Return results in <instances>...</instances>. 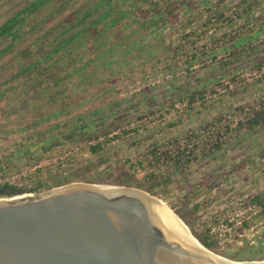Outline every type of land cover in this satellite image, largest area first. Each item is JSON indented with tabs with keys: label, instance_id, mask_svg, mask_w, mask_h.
Here are the masks:
<instances>
[{
	"label": "rangeland",
	"instance_id": "obj_1",
	"mask_svg": "<svg viewBox=\"0 0 264 264\" xmlns=\"http://www.w3.org/2000/svg\"><path fill=\"white\" fill-rule=\"evenodd\" d=\"M182 1L144 0L139 3V10L144 13L139 14L140 18L159 14L162 19L159 27L139 31L147 48L137 55L129 53V62L123 66L129 70L123 72V77L104 76L106 80H100L99 84L71 87L69 93L73 99L70 103L76 104L77 98L85 97L87 104L72 108L69 115L88 108L106 107V102L110 101L117 102L115 111L132 113L115 132L120 138L106 143L98 154L88 151V141L72 142L58 154L44 156L38 162L25 160L24 156L20 160L18 154H13L10 161L14 170L10 171L5 160L16 151L13 140L28 135L15 131L18 123L12 119L16 117L22 123H30L34 108L31 105L29 110L18 108L16 114L5 119L6 112L11 113L14 109L11 107L19 104L10 97L11 103L6 108L0 107L1 122H12L11 128L3 127L0 133V170L5 172L4 175L0 172V185L9 183L16 188L31 189L40 180L47 185L42 187L43 193L59 188L52 187L51 177L57 173L66 174L68 169L83 170L82 167L90 165L91 170L86 175L94 177L108 166L113 167L117 159H135L152 144L186 143L191 137L201 135L197 141L190 140L194 145L203 146L205 134L214 132L211 143L221 145L220 150L212 151L191 167L189 176L171 187L169 200L174 207H179L182 197L191 192L188 200L191 205H197L193 228L196 232L208 231L209 235H212L211 228H216L227 216H234L244 210L242 207L254 204L249 200L264 193V130L247 134L237 130L236 122L243 120L249 105L256 110L264 109V63L258 61H264V5L261 9L257 5L251 11L242 12L235 6V0H222L220 9L218 0H209L211 6L217 5L216 9L206 8L203 0ZM24 2L26 0H0V21ZM241 49L247 59H232L224 64L230 53L241 52ZM98 75L103 77L102 72ZM102 87L110 90L97 98ZM178 89L199 92L202 96H195L190 105L186 102L171 105L168 91L173 93ZM41 102L44 104L45 100ZM240 107L244 112L238 110ZM218 119L222 120L220 127L216 123ZM225 125L231 129L229 134L223 130ZM122 131L130 132L122 135ZM91 185L107 184L98 181ZM209 185H212L210 189ZM196 190L200 191L194 195ZM26 191L13 197L37 196ZM252 220L247 221L249 225L243 231H234L228 240L215 237L220 244L232 245L237 252L250 257L258 254L264 251V216L255 222Z\"/></svg>",
	"mask_w": 264,
	"mask_h": 264
},
{
	"label": "trees",
	"instance_id": "obj_2",
	"mask_svg": "<svg viewBox=\"0 0 264 264\" xmlns=\"http://www.w3.org/2000/svg\"><path fill=\"white\" fill-rule=\"evenodd\" d=\"M143 1L26 0L16 11L5 15L0 21V107L6 108L11 103L10 97H14L19 104L11 107L14 108L11 113L6 112L5 119L16 114L18 108L29 110L30 105L34 108L30 123H22L16 117L12 119L18 123L15 131L28 135L13 140L16 151L5 160L8 170H14L10 161L13 154H18L20 160L24 156L25 160L38 162L44 156L58 154L72 142L88 141V151L95 155L103 150L106 143L120 138L115 132L130 119L131 112L115 111L117 102L110 101L106 102V107L88 108L69 115L74 110L72 108L87 104L86 98L82 97L77 98L78 103L72 105L70 101L73 97L69 92L73 85L90 87L109 77H123V72L129 70L128 67H123L129 62V53L137 55L147 48L148 44L144 45L141 40L144 36H139V31L146 32L159 27L162 19L159 14L140 18L144 13H141L138 4ZM165 12H169V8ZM147 55L149 56V52ZM244 57L247 55L243 49L241 52H232L224 64ZM258 61L260 64L264 63L262 59ZM97 64L100 65L97 67ZM99 72L103 73V77H99ZM108 90V87L100 88L101 95H97V98L104 96ZM168 92L171 105L175 102L190 105L195 96H202L199 92L186 89ZM41 99L45 100L44 104L40 103ZM238 110L244 112L242 107ZM221 121H216L219 127ZM11 123L0 120V133L3 132V127L11 128ZM236 127L238 131L247 134L264 130V109L256 110L249 105L243 120L236 122ZM224 128L225 133L231 132L228 125ZM129 132L122 131L121 134L127 135ZM213 134L214 132L205 134L203 146L198 143L194 145L190 140L197 141L202 138L201 135H198L200 138L191 137L186 143L173 141L152 144L135 159H117L113 167L108 166L94 177L86 175L91 170L90 165L82 167L84 171L68 169L66 174L53 175L51 184L56 188L100 181L107 185L146 192L165 202L192 236L212 253L232 261H264V251L250 257L235 251L232 245L223 246L208 231L196 232L193 228V216L197 212V205H191L188 200L191 192L182 197L179 207H174L169 200L171 187L189 176L191 167L200 163L212 151L220 150L221 145L211 143ZM99 138L102 140L99 141ZM90 141L95 142L91 144ZM236 168L238 167L234 166ZM0 172L5 174L4 171ZM99 176L102 178L96 180ZM37 178L40 176L37 175ZM43 186L46 188L47 185L40 183V180L31 189L3 183L0 185V197L17 196L26 190L38 195L42 193ZM211 187L212 185L207 186L208 189ZM199 191L196 190L193 194L196 195ZM249 202L262 205L264 193L254 195ZM263 216L264 210L252 221ZM248 225L245 222L243 229Z\"/></svg>",
	"mask_w": 264,
	"mask_h": 264
},
{
	"label": "water",
	"instance_id": "obj_3",
	"mask_svg": "<svg viewBox=\"0 0 264 264\" xmlns=\"http://www.w3.org/2000/svg\"><path fill=\"white\" fill-rule=\"evenodd\" d=\"M96 186L73 184L37 196L0 198V264L237 263L197 240L201 248H190L153 226L146 200H162L133 188ZM114 219L125 230H118Z\"/></svg>",
	"mask_w": 264,
	"mask_h": 264
},
{
	"label": "bare ground",
	"instance_id": "obj_4",
	"mask_svg": "<svg viewBox=\"0 0 264 264\" xmlns=\"http://www.w3.org/2000/svg\"><path fill=\"white\" fill-rule=\"evenodd\" d=\"M109 187V185H98L96 186V189L103 191L104 189H109ZM146 206L148 209L150 222L153 226L157 225L161 227L164 231L170 233L177 242H185V244L188 245L190 248H201L196 239L190 233L189 229L186 227V225L166 206L165 203L157 202V204H155L151 201L146 200ZM114 220L118 230H125L124 227L119 222H117V219ZM234 262L237 263L233 264H264L263 260Z\"/></svg>",
	"mask_w": 264,
	"mask_h": 264
},
{
	"label": "built area",
	"instance_id": "obj_5",
	"mask_svg": "<svg viewBox=\"0 0 264 264\" xmlns=\"http://www.w3.org/2000/svg\"><path fill=\"white\" fill-rule=\"evenodd\" d=\"M242 208L244 209L242 212L234 216H227L225 221H220L216 228H211L210 233L216 235L218 239L228 240L233 236L234 231H241L245 222L252 220L264 210V203L262 205L250 204L247 208Z\"/></svg>",
	"mask_w": 264,
	"mask_h": 264
},
{
	"label": "crops",
	"instance_id": "obj_6",
	"mask_svg": "<svg viewBox=\"0 0 264 264\" xmlns=\"http://www.w3.org/2000/svg\"><path fill=\"white\" fill-rule=\"evenodd\" d=\"M182 1V0H181ZM234 1V0H233ZM203 2H204V6L206 7V8H209V7H214L215 9H216V6H214V4L211 6L210 4H211V2L209 3V0H203ZM218 8L220 9L221 8V6H222V3L221 2H223L222 0H218ZM182 3H184L185 4V1H182ZM234 4H235V6H237V7H239L240 8V10L242 11V12H244V11H248V9L251 11V10H253V6H257V5H259V8L258 9H261V7L264 5V0H235L234 1ZM261 4V5H260ZM188 5H189V3H188ZM252 8V9H251ZM210 10V9H209ZM207 11H208V9H207ZM213 11V10H212Z\"/></svg>",
	"mask_w": 264,
	"mask_h": 264
}]
</instances>
